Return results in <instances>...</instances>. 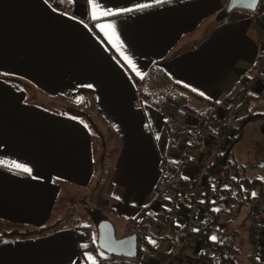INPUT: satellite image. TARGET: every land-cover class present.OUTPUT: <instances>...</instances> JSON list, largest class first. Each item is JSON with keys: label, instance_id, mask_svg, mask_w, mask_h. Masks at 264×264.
<instances>
[{"label": "crops", "instance_id": "0c3cea01", "mask_svg": "<svg viewBox=\"0 0 264 264\" xmlns=\"http://www.w3.org/2000/svg\"><path fill=\"white\" fill-rule=\"evenodd\" d=\"M223 2L99 0L114 12L131 11L93 20L89 0H0V161L4 162L0 232L37 230L56 223L48 231L0 240V264H91L85 246L92 227L87 235L81 220L72 216L77 213L70 205L74 190H100L101 194H90L91 205L105 210L106 199L108 213L115 212L123 223L136 217L141 224L151 221L146 239L156 250L143 247L139 257L146 256V264H158L174 253L181 242L177 234L190 211L185 198L172 201L173 190L166 189L163 200L156 192L167 164L183 149L169 142L168 112L175 106L201 109L206 100L219 104L215 114L221 116L227 98L240 96L234 133L249 114L262 116L253 120L263 123L264 132V68L253 75L264 47V12L236 10L218 22L215 17ZM109 22L139 75L97 27ZM250 76L252 82L245 90L244 81ZM15 78L22 83L12 84L10 79ZM27 88L34 91L30 94ZM45 98L62 105H95L100 118L96 126L106 141L104 167L99 164V137L87 120L42 104ZM255 107L260 108L253 111ZM195 119L189 115L186 124L193 125ZM249 122L239 125L237 138L218 156L233 162L240 178L261 181L264 163L259 178L246 176L249 167L244 162L247 156L258 161L264 157L236 150ZM184 134L187 141L188 130ZM189 146L191 156L180 171L184 179L206 150L202 139ZM13 162L29 167L31 175L9 167ZM248 204L233 203L220 217L227 213L236 217L239 208ZM170 207L176 209L178 220H165ZM201 213L194 215L202 219ZM234 221L220 218L217 225L216 231L224 235L214 260L220 264L249 262L241 257ZM260 222L258 250L264 252L261 215ZM126 223L125 229L130 225ZM160 232L172 242H163ZM193 248L197 254L195 239L187 248L186 264L194 261ZM138 258L129 262L139 264ZM259 263L264 264V259Z\"/></svg>", "mask_w": 264, "mask_h": 264}, {"label": "trees", "instance_id": "16d2710c", "mask_svg": "<svg viewBox=\"0 0 264 264\" xmlns=\"http://www.w3.org/2000/svg\"><path fill=\"white\" fill-rule=\"evenodd\" d=\"M264 12V0H259L258 6L256 8L255 13H261ZM12 81V84H20L22 81H19V79H10ZM201 109H195L192 107H188L189 115H193L195 118L202 117L207 122H210V119H212L213 114L217 111L219 104L217 102H211L204 100L202 103ZM95 105L90 103L86 104L83 107L76 106L75 103L68 102V104L61 105L58 108V112L63 113L65 115H69L71 117H84L88 124L89 129L93 134H95L97 137H99L100 144H101V158H100V165L104 167L103 160L105 158L106 153V145H105V139L103 138L102 134L99 132L96 121L100 120L99 116L95 112L94 109ZM54 108V107H52ZM94 112V114H93ZM262 117L260 115H247L245 116L244 120L239 121V125H241L245 121H251L255 118ZM215 121V119H213ZM167 122V120H166ZM169 123V121H168ZM238 125L237 128V135H235L234 140L238 136V131L240 130V126ZM169 130V127H168ZM221 156V154H218ZM216 155L215 158L212 160L211 164L208 166L204 173V177L201 182V187L199 188V191L196 193L195 196L187 195V194H177V190L179 188L183 189L186 183V179H184L180 175V171L182 166L180 162H177L175 164L168 163L166 166L165 173L160 177V179L156 183V192L160 199L162 198V195L165 193L166 189L173 190V194L175 197L172 201L176 200V197H183L186 199V203L188 204V209L190 210L192 206L196 203L194 201V198L199 199L198 206H200L202 211V219H197L195 215L192 214V217L187 216L186 221L184 222V225L182 229L179 230V233L177 236L179 237L180 241L184 239L185 237H193V239L196 240L198 251L197 254L194 256V261L191 264H220L218 261H214L218 259V255H220V249L222 246L223 241H221L220 244L213 245L210 242V237L213 235H217L223 239V234L221 232L216 231L217 225L220 223V213L221 212H227L228 207H231L233 203L240 202L242 204L251 203L255 197H264V192L259 191L257 194L253 195L254 190H258L261 181L260 180H252L247 181L246 179L240 178V176L237 173L238 167L233 162H228L226 158L220 157ZM103 170V168H102ZM218 178H221L219 181ZM217 199L216 202H212V198ZM169 200V198H166ZM163 200V198L161 199ZM170 201V200H169ZM225 202V207H217L214 208L215 205H219V203ZM110 210V209H108ZM108 210L105 209H98V208H91L88 209V224L82 223L84 230L86 234L88 235V229L92 227L95 228L97 222L99 220H109L108 219ZM176 209L174 208L172 210V207L169 208L168 215H166L165 220L169 219L171 220H178V216L176 215ZM141 219H145V217L142 215ZM110 221V220H109ZM190 221L195 225V229L191 231L188 230V224ZM128 224L131 225V232L129 234H135L136 235V242H137V255L136 257H139L143 251V247L148 248L151 252H154L156 249L152 248L147 241V235L150 234L149 225L151 224V221H147L144 224H141V222L137 221V217L130 220H127ZM55 224L37 229V230H24V231H17V230H11L8 232H0V240L7 238V237H16L20 235H27L31 233H38V232H44L48 231L49 229H53L55 227ZM96 232V231H95ZM160 234V239L163 242H172L170 240H166V238L162 236V232ZM126 235V234H124ZM123 236V235H122ZM86 249L89 253H96L100 252L98 251V248L96 247L95 240L91 235L87 236V242H86ZM260 250V249H259ZM259 255L264 257V252H258ZM160 255H163L162 252ZM170 254H168L169 256ZM167 257V256H166ZM224 260L229 261L226 257H223ZM127 259L126 261H128ZM129 262V261H128ZM228 264H234L233 262L229 261ZM248 264H260L258 261L256 262H247ZM177 264H182L178 262ZM222 264V263H221ZM236 264V263H235Z\"/></svg>", "mask_w": 264, "mask_h": 264}, {"label": "built area", "instance_id": "2783aa9c", "mask_svg": "<svg viewBox=\"0 0 264 264\" xmlns=\"http://www.w3.org/2000/svg\"><path fill=\"white\" fill-rule=\"evenodd\" d=\"M264 68V47L263 50L255 64L253 75H257ZM252 82V79L245 82V87H248ZM240 96H234L227 98L226 102L221 105V109L219 112H222V115L219 116V113L213 114L210 122H207L202 117L196 118L193 125H187L186 120L189 117V112L183 106H175L171 112L167 114V120L169 121V142L174 146H183L182 152L179 156H176L174 160L180 162L181 165L185 166V162L188 160V156H191V148L190 144L202 139L206 145V150L203 154L196 159L195 165L192 168L191 173L185 178L186 183L183 189L179 188L177 190V194H187L191 196H195L201 187V182L204 177V173L208 166L211 164L212 160L218 154H224L230 147L233 139L235 137L234 128L236 125V116L237 110L240 106ZM215 119V121H213ZM188 130L189 134L187 136L188 140L185 141L184 131ZM183 167V166H182ZM220 181L221 178H218ZM259 191L264 192V178L261 180L260 186L258 190H254V193L257 194ZM171 198H169L170 200ZM196 203L189 210V217H192L194 213H201V208L198 206L199 199L194 198ZM216 197L212 198V202H216ZM221 207H225L226 203H219ZM251 224L249 228V241H250V249L248 255L245 257L249 262H259L262 258L261 255L258 254V245L260 243V234L263 225L260 222V215L264 213V197H255L253 200V205L251 207ZM187 219V218H186ZM195 229V225L190 221L188 224L187 231H193ZM215 241L210 239L211 244L218 245L221 243V238L216 236ZM193 237H185L178 244V247L174 251V253L170 254L167 257H164L160 260L158 264H177L178 262L182 264H186L187 260L185 258L187 253V248H189L190 242ZM121 258V257H119ZM114 259V260H113ZM112 260H104L99 253H90L89 260L90 263L93 264V260L95 264H132L123 259L113 258ZM139 264H146L138 261Z\"/></svg>", "mask_w": 264, "mask_h": 264}, {"label": "rangeland", "instance_id": "374dc122", "mask_svg": "<svg viewBox=\"0 0 264 264\" xmlns=\"http://www.w3.org/2000/svg\"><path fill=\"white\" fill-rule=\"evenodd\" d=\"M252 79V77H248L244 83H248V81ZM245 90H247L249 87H243ZM28 93L31 94L30 88L25 89ZM34 91V90H32ZM33 98V97H32ZM48 99H43L40 100V102L44 105L50 106V107H54V106H61L62 104L59 103L57 100L54 101L52 98L50 99V101H47ZM260 107H255V109L253 111H257L259 110ZM253 115V114H252ZM256 115V114H254ZM96 124V123H95ZM98 126V124H96ZM262 126L263 123L259 122L258 120H252L249 122V125H247L242 133V140L238 143L236 150L238 153H240L241 155L244 154L247 150L248 153H251V156H257V155H261L262 157H264V132H262ZM99 130H101L100 127H98ZM103 132L106 135L105 129L103 128ZM110 136V135H109ZM108 136V137H109ZM97 143V142H96ZM100 143H98L99 145ZM96 145V146H98ZM100 147V145H99ZM98 148V147H96ZM264 163V160H260L258 161L257 158L251 159L250 156L246 157V162H244L245 165H248L249 170L247 172L248 177H252V176H256L261 178L263 175V168L260 167V163ZM169 163L171 164H175L176 165V160H171V162L169 161ZM187 174V172L185 173V175ZM75 192V194L72 196V200L70 201V205L71 207H73V209L77 210L75 215H72L74 218H77L78 221L81 220V223H85L88 224V218L86 217L88 214V209L94 207L93 205H91V202L93 199H91V195L90 194H101L100 190L98 191H89V190H74L73 193ZM70 193V194H73ZM65 194V193H64ZM98 198V196L96 197V199ZM103 202V206L105 207L104 209L108 210V206L107 203L108 201L106 199H104ZM80 203V204H78ZM113 204V203H112ZM250 205L252 207L253 205V201L251 203H249L248 205H242L239 208V212L237 213L236 217H229V213H227L226 215L223 214L220 218L225 219L226 217L230 218V219H234V227L236 228L237 232H238V237H237V243L239 245V249H240V253H241V257H246L249 253V228H250V224H251V217L248 214V211L250 210ZM113 209H115V207H113ZM114 211V210H113ZM116 213L115 212H110L109 215L107 216L108 219L110 220V222L113 225L114 228V232H115V236L116 237H120L124 234L126 235H130L129 233L131 232L132 228L129 225V227L126 226V229L124 227V224L126 225V222H122L121 220H119L116 217ZM262 219H264V213L261 214ZM90 235L93 237V239L95 240L96 238V234H95V228L93 227L92 231L90 232ZM259 249V248H258ZM99 251V250H98ZM194 248H193V252L191 254L192 257H194L196 255V253L194 252ZM99 253V255L101 257H108V255L103 254L102 252H97ZM110 257V256H109ZM116 259H123V258H119V257H114ZM138 257L136 258H132L129 259L128 261L131 262H135L137 260ZM186 260H188L189 254L188 251L186 253L185 256ZM111 259V258H109ZM143 259V262L146 263V259L147 262L148 258L146 256L143 257H139L138 261L141 262ZM262 259H264V257L262 256ZM123 260H127V259H123Z\"/></svg>", "mask_w": 264, "mask_h": 264}, {"label": "water", "instance_id": "95a60500", "mask_svg": "<svg viewBox=\"0 0 264 264\" xmlns=\"http://www.w3.org/2000/svg\"><path fill=\"white\" fill-rule=\"evenodd\" d=\"M259 0L253 4V0H224L223 6L217 13L215 20L220 22L227 18L233 11H243L254 14ZM96 247L100 252L108 256L132 259L137 255L136 235L130 234L117 238L114 228L109 220H99L95 226Z\"/></svg>", "mask_w": 264, "mask_h": 264}, {"label": "snow or ice", "instance_id": "6c2138e0", "mask_svg": "<svg viewBox=\"0 0 264 264\" xmlns=\"http://www.w3.org/2000/svg\"><path fill=\"white\" fill-rule=\"evenodd\" d=\"M154 2L155 3H161L162 0H154ZM255 2H256V0H253V4ZM89 5L92 8V14H91L90 18L93 20H100L102 17L117 15V14H119V12H123V11H131V9H127V10L121 9V10H117L116 12H114L111 9L103 8L100 5L99 0H89ZM98 12L100 13L99 15H97ZM97 27H99L101 29V31H104L105 36L109 39V42L113 43V47H115L117 49V51L121 53V56L127 62V64L132 68L133 71L137 72V75H139L140 73L137 71L132 60L127 55L124 54V46H123V43L120 42L118 34H116L114 23L109 22V23H105V24H98ZM105 29L110 30L111 35H109V33L107 31H105ZM113 37H115L116 42H113ZM89 87H91V86H89ZM200 95H204V94L200 93ZM3 163H4L3 161H0V165H3ZM9 167L15 168L18 172L28 173L29 175H31V172H32V170L29 167H27L26 165H22V164H19L16 162H13L11 165H9ZM253 195H255V193H253ZM117 199H119V197H117ZM210 239L215 241L217 238L215 236H212V237H210ZM150 242L153 244L155 243L154 241H150ZM93 264H95L94 260H93Z\"/></svg>", "mask_w": 264, "mask_h": 264}]
</instances>
